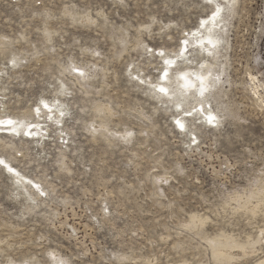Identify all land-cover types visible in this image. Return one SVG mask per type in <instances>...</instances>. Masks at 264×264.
Instances as JSON below:
<instances>
[{
  "label": "rangeland",
  "instance_id": "374dc122",
  "mask_svg": "<svg viewBox=\"0 0 264 264\" xmlns=\"http://www.w3.org/2000/svg\"><path fill=\"white\" fill-rule=\"evenodd\" d=\"M0 117V264H264V0H0Z\"/></svg>",
  "mask_w": 264,
  "mask_h": 264
},
{
  "label": "bare ground",
  "instance_id": "6f19581e",
  "mask_svg": "<svg viewBox=\"0 0 264 264\" xmlns=\"http://www.w3.org/2000/svg\"><path fill=\"white\" fill-rule=\"evenodd\" d=\"M220 12H221V9L219 6H217L215 8V12H213L211 16L208 15L206 17H201V19L197 22V25L192 29V31L194 32H192L191 34L190 31H188L187 36L185 35L181 38L183 42L179 43V48H178L179 53L177 52L178 54L176 53L173 56L164 54L162 58L167 59L166 69H169L168 65H170L171 63L172 64L175 63L174 58L175 57L177 58L180 56L179 55L180 51L182 54L188 53V45L186 44V42L189 40L190 36L192 37L193 41L195 42V45H197L198 48L205 49L206 51L215 50L214 47L218 43L215 32H217V26L220 23L218 20ZM184 57L186 56L184 55ZM179 59H176L175 61L177 62L179 61ZM179 76H181V78H178L179 80H177V89L182 94H187V93L193 94V92H195V93H199L200 95H203V93L207 91L208 79H207L206 73H204L202 70L195 69L191 73L183 70L179 72ZM167 80L168 78L164 76L163 80L159 82L149 81L150 82L149 85L152 86L155 90L159 91V93H163L162 91H160V89L163 88L166 90L165 81ZM44 105H45L44 108L50 107V112L51 114H53L55 119L56 118L59 119L60 114L57 115V113H61L63 111L62 108L58 107L59 104L58 105L44 104ZM39 109L42 110L41 107H39ZM203 115H205L207 119L212 122L216 119L215 116L212 115L211 113L210 115H207L206 111H203ZM13 119L15 120L16 118L6 119L4 117H0V128L5 130L3 132H8L11 134L12 133L15 134L16 132L19 134L20 132L19 134L20 136H23L25 131H27L29 134H31L32 132H37V127H38L37 125H31L32 123L25 121L24 126L22 127L23 121L21 122V125H20L19 123L15 122ZM22 119L24 118H21V120ZM183 121L184 120L182 118L179 120L180 123H183ZM34 123H37V122L35 121ZM27 127H34V128H27ZM10 129L13 130V132H9ZM3 160H6V159H3ZM7 162L5 163V165H6L7 170L11 174V176L16 178V180L18 181V185H20V188H22V190H24L30 195L29 193L30 192V185H29L30 180L27 179V177H24L23 175H22L23 176L22 179H19L20 174L14 168H12L10 164Z\"/></svg>",
  "mask_w": 264,
  "mask_h": 264
},
{
  "label": "snow or ice",
  "instance_id": "6c2138e0",
  "mask_svg": "<svg viewBox=\"0 0 264 264\" xmlns=\"http://www.w3.org/2000/svg\"><path fill=\"white\" fill-rule=\"evenodd\" d=\"M160 91L165 92L166 90L162 88V89H160Z\"/></svg>",
  "mask_w": 264,
  "mask_h": 264
}]
</instances>
